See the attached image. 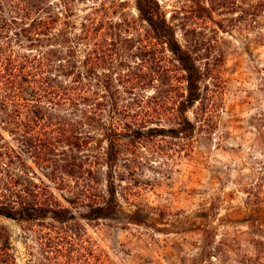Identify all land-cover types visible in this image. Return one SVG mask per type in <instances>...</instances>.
<instances>
[{"label": "rangeland", "instance_id": "rangeland-1", "mask_svg": "<svg viewBox=\"0 0 264 264\" xmlns=\"http://www.w3.org/2000/svg\"><path fill=\"white\" fill-rule=\"evenodd\" d=\"M155 1L202 71L201 99L186 113L194 129L187 136L126 140L114 178L116 219L87 222L86 208L75 207L77 221L113 264H264V0ZM88 5L121 6L139 17L136 0ZM156 54L165 63L151 66L142 53L126 57L141 83L131 92L122 88L121 100L154 127H178L186 75L162 45ZM151 70L161 78L152 80ZM66 152L75 164V177L65 176L71 186L57 190L46 181L59 200L68 205L65 198L89 187L94 199L104 197L110 172L98 163L104 151ZM0 225L18 264L39 257L29 230L35 224L0 217Z\"/></svg>", "mask_w": 264, "mask_h": 264}, {"label": "trees", "instance_id": "trees-1", "mask_svg": "<svg viewBox=\"0 0 264 264\" xmlns=\"http://www.w3.org/2000/svg\"><path fill=\"white\" fill-rule=\"evenodd\" d=\"M90 1L0 0V217L37 227L29 230L39 257L28 264H113L95 241L89 243L73 209L86 208L81 218L87 222L116 219L114 178L126 140L187 136L194 129L186 113L201 99L202 71L159 16L156 1L136 0L138 18L121 6L90 7ZM159 45L186 75L177 106L181 119L169 129L138 118L140 112L121 100L122 88L131 92L141 83L126 57L142 53L143 62L163 64ZM150 76L161 78L152 70ZM84 148L104 151L98 163L110 171L107 194L94 199L89 187L64 205L46 181L69 188L65 176L75 177V164L66 151ZM0 264H18L3 225Z\"/></svg>", "mask_w": 264, "mask_h": 264}]
</instances>
